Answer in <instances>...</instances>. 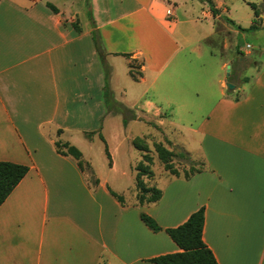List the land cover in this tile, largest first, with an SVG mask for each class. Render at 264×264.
I'll return each mask as SVG.
<instances>
[{"label":"crops","instance_id":"0c3cea01","mask_svg":"<svg viewBox=\"0 0 264 264\" xmlns=\"http://www.w3.org/2000/svg\"><path fill=\"white\" fill-rule=\"evenodd\" d=\"M213 1L220 15L202 0H90L115 100L185 130L183 151L205 163L188 180L170 175L161 188L156 176L145 178L163 196L140 205L138 192L127 198L136 189V164L127 160L120 169L111 155L106 171L93 167L94 186L56 146L80 149L79 137L92 144L99 136L89 141L85 133L118 117L106 107L85 0H0V162L30 168L0 207V264H154L181 252L166 230L203 207V240L219 264H264V58L252 82L238 84L227 74L234 59L211 44L220 26L238 39V27L255 24L250 4L264 0H242L245 20L232 1ZM258 19L255 32L264 13ZM134 61L141 62L139 80L130 74ZM142 214L162 230L152 231Z\"/></svg>","mask_w":264,"mask_h":264},{"label":"rangeland","instance_id":"374dc122","mask_svg":"<svg viewBox=\"0 0 264 264\" xmlns=\"http://www.w3.org/2000/svg\"><path fill=\"white\" fill-rule=\"evenodd\" d=\"M227 1H232V3L237 6L236 10L239 11L241 18H244L243 20H245L247 13L246 11H242L246 10L245 3L242 0ZM257 11L259 18V15L264 13V2L257 5ZM262 21L264 22V19H261L260 23L262 27L261 32L246 30L242 32L243 34L238 39L225 27L220 26L216 37L214 40H212L211 44L217 54H224L228 58L234 59V63L232 66L230 65L232 67L230 69V73L229 69H227V74H229L232 82L237 80V83L239 84L240 80H242L244 77H249L250 82H252L255 74L260 72L263 67L262 64L256 62V60L259 58H264L261 57V49L264 48V24ZM257 23H259V19ZM245 52L249 54L246 56ZM133 63L138 69L135 71L140 72L141 62L137 61ZM230 84L235 86L232 83ZM247 87L248 84L242 85L241 89L235 94L236 98L243 97L247 91ZM137 111H135V113L139 114L140 118L136 121H129L126 126L124 125L123 116L118 114V117L112 118L110 123L95 130L98 132V134L101 133L106 139L110 153L113 155V157H115L120 169L124 167L127 160L133 164H136L135 167H138L139 164L144 165L150 171H153V175L156 176V180L153 185L158 188L163 187L167 179L171 176L184 178L187 172L191 173L194 170L197 171L205 169L204 161L200 160L196 165H194V167H192L186 158L179 156V154L184 152L182 142L184 141L187 143L184 136L185 130L182 128H173L170 125L168 119H163L164 123L161 125V119L152 117L150 115L146 116L140 111V109ZM185 135L187 136L188 134L185 132ZM135 139L138 140L140 145L144 146L150 151L149 155L152 157L151 164L144 162V154L132 145ZM168 140H174L177 144L173 145ZM76 142L84 153L85 158L92 161L94 166H92L91 163L90 164L95 177L96 172L93 167H95L100 172L107 170L109 160L105 153V145L98 137H96L92 144L86 142V140L82 137L77 138ZM160 147L175 153L176 156L170 159L174 173L167 171L165 165L160 160L158 152ZM189 156L192 158V155L189 154ZM154 176L151 179H154ZM135 192H138L137 188H134L131 194L128 193L127 198L130 199L131 196L135 195ZM136 200L138 201L137 197Z\"/></svg>","mask_w":264,"mask_h":264},{"label":"trees","instance_id":"16d2710c","mask_svg":"<svg viewBox=\"0 0 264 264\" xmlns=\"http://www.w3.org/2000/svg\"><path fill=\"white\" fill-rule=\"evenodd\" d=\"M202 1L208 5L210 11L213 13L214 16L220 15V11L216 8V5L213 0H202ZM85 2H86V8L89 19L92 22L94 28L96 49L99 53V56L102 60L105 69V74H106L105 102H106L108 114L122 115L124 118V125L126 126L129 121L138 120V117L133 109H130L125 105H123L122 103L116 101L113 92L110 90L109 81L112 71L106 61L107 53L104 50L97 26L93 18L90 0H85ZM250 5L255 13V18H254L255 24L249 29H242L241 27H238L242 32L246 30L256 31L258 29L257 5L256 4H250ZM50 7L55 12H58V10L52 5H50ZM225 20L229 24L235 26V23L230 19L226 18ZM75 27L78 31H80V28L77 24H75ZM124 56H126L128 59L131 58L130 54H126ZM135 70L138 69L134 66V63L131 62L130 74L135 80H139L141 77V73ZM96 135H98L99 138L105 144V153L107 158L110 160V166H111L112 156L104 136L101 133L98 134V132L96 131L85 133V137L89 141H92ZM132 145L137 150L141 151L144 154L143 155L144 162L148 164L152 163V157L149 155L150 151L146 149L144 146L140 145L137 139L133 141ZM56 146L64 155L71 156L80 162V164L84 168V171L88 174L89 180L92 185L95 186L98 184V180L96 179L94 172L92 171V167L90 163L84 160L83 153L81 152L80 149H78L74 145H71L68 142H62V141H58L56 143ZM158 152H159L160 160L165 165L166 170L171 171V173H174L170 159L176 156L175 153L172 151H168L162 147L158 149ZM179 156L182 158H186L192 167L196 165L194 164L193 161H191L189 154L182 152L181 154H179ZM134 170L136 172L135 181H136V188L138 191V196H137L138 203L140 205H150L159 202L163 196V192L156 187H148L144 180L145 178H152L154 176L153 171H150L146 166L140 164L138 165V167H135ZM29 171L30 168L25 165L15 164L12 162H0V207L6 202V200L16 189V187L27 176ZM200 172H202V170H197V171L194 170L191 173L187 172L184 178L188 180ZM110 191L118 199V201L124 204L123 196L118 195L112 190ZM141 218L143 222L152 231L157 233L162 230V228L158 225V223L150 216L146 214H142ZM204 226H205V208L203 207L199 211L194 213L189 218V220L183 225L166 230L170 238L180 247L181 252L161 255L159 257L152 259L151 262L154 264H219L212 250L206 245V243L203 240Z\"/></svg>","mask_w":264,"mask_h":264},{"label":"water","instance_id":"95a60500","mask_svg":"<svg viewBox=\"0 0 264 264\" xmlns=\"http://www.w3.org/2000/svg\"><path fill=\"white\" fill-rule=\"evenodd\" d=\"M229 69V73H230V67L228 68ZM227 88L229 89V90H234L235 89V86H233V85H231L230 83H228L227 84Z\"/></svg>","mask_w":264,"mask_h":264}]
</instances>
